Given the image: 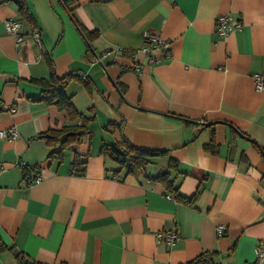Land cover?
<instances>
[{"label": "crops", "instance_id": "0c3cea01", "mask_svg": "<svg viewBox=\"0 0 264 264\" xmlns=\"http://www.w3.org/2000/svg\"><path fill=\"white\" fill-rule=\"evenodd\" d=\"M26 4L33 23L15 1L0 5V131L17 132L0 139V240L10 249L0 264H18V253L44 264H264L256 259L264 244V157L247 139L264 149V88L254 78L264 77V0ZM221 15L241 27L219 36ZM7 20L22 24L19 45ZM145 33L167 46L151 55L154 64L142 51ZM49 61L57 77L77 75L65 93L94 118L90 137L62 161L49 159L38 135L73 123L36 100L42 89L30 82L51 77ZM111 124L123 129L107 131ZM212 135L215 153L206 149ZM122 141L167 155L117 174L101 150ZM76 154L87 156L83 175L72 166ZM171 161L179 194L199 191L194 205L151 180ZM35 170L43 180L29 184L25 174ZM162 231L179 241L158 243Z\"/></svg>", "mask_w": 264, "mask_h": 264}, {"label": "trees", "instance_id": "16d2710c", "mask_svg": "<svg viewBox=\"0 0 264 264\" xmlns=\"http://www.w3.org/2000/svg\"><path fill=\"white\" fill-rule=\"evenodd\" d=\"M12 1L17 3L19 14L22 19L28 23H33L32 15H30L26 4L27 0H0V5H5ZM100 1L109 2L112 0ZM93 36L94 34L90 33L85 35L87 44H89L94 39ZM49 65L52 71L51 77L49 79H32L30 82H33L42 89L41 95L36 100L42 101L47 105L57 106L61 110L66 111L70 121L73 123L61 129H50L38 135V138L45 140L46 144L51 149L49 153V159H58L59 161H62L65 156V151L80 144L83 138L90 137V125L94 118H87L81 115L73 106L72 98L65 93L67 84L71 80L75 79L77 75L71 74L67 77H57L51 61H49ZM87 83H89V81ZM77 121H80V123H77ZM203 127L206 128L205 124ZM115 129L121 131L123 126L111 124L106 128L107 131H114ZM247 139H249L258 148L264 157V149L258 146V144H256L249 137H247ZM206 149L211 153L217 152V144L213 135L209 144H207ZM101 152L104 156L110 157L113 161H115V163L118 164L120 171H115L117 174H119L122 170H126V174L128 175L144 170V168L151 162L152 158L167 155V151L165 150L139 149L127 141H122V143L118 146L105 144L103 145ZM85 159L82 160L81 156L76 154L73 160L72 166L74 169H76L79 175H83L86 170L87 161ZM171 171L178 172L177 162L171 161L167 171L160 172L157 176L151 178V180L164 185L167 193L171 194L176 200L194 205L197 197L199 196V191H196L192 198H183L179 194L177 187H175V183L171 178ZM7 250L10 249L0 240V252ZM15 259L18 264H44L30 260L22 253L15 254Z\"/></svg>", "mask_w": 264, "mask_h": 264}, {"label": "built area", "instance_id": "2783aa9c", "mask_svg": "<svg viewBox=\"0 0 264 264\" xmlns=\"http://www.w3.org/2000/svg\"><path fill=\"white\" fill-rule=\"evenodd\" d=\"M241 24L238 22L233 23V18L230 15H221L216 20V32L221 37L227 36L229 33L239 29ZM6 29L7 32L16 38L17 45L23 39L22 35V24L20 21L15 20H7L6 22ZM34 38L37 40L40 39V34L37 31L33 32ZM144 43L145 46L143 48V52L148 56V63L154 64L158 60L151 57V55L156 51L158 48H165L167 47L166 44L160 40L157 36H154L150 33L144 34ZM136 71H139L138 66L135 67ZM256 88L257 90H262L264 88V77L261 74H254ZM14 109H12V112ZM17 137V132L15 129L10 128L8 130H1L0 131V139H11L14 140ZM25 179L29 182V184H38L42 182L43 177L39 174L37 170L33 172H29L25 174ZM225 226L220 225L217 227V234L219 236H223L225 233ZM156 240L158 243H165L168 246H173L176 242L179 241V235L177 232L173 231H162L157 232L155 234ZM256 259L257 261L262 262L264 260V244H261L260 247L256 251Z\"/></svg>", "mask_w": 264, "mask_h": 264}, {"label": "water", "instance_id": "95a60500", "mask_svg": "<svg viewBox=\"0 0 264 264\" xmlns=\"http://www.w3.org/2000/svg\"><path fill=\"white\" fill-rule=\"evenodd\" d=\"M211 124H208V126H210Z\"/></svg>", "mask_w": 264, "mask_h": 264}]
</instances>
